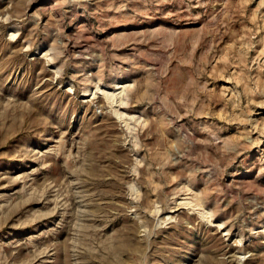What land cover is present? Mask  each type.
Here are the masks:
<instances>
[{"label": "rangeland", "instance_id": "obj_1", "mask_svg": "<svg viewBox=\"0 0 264 264\" xmlns=\"http://www.w3.org/2000/svg\"><path fill=\"white\" fill-rule=\"evenodd\" d=\"M0 264H264V0H0Z\"/></svg>", "mask_w": 264, "mask_h": 264}, {"label": "bare ground", "instance_id": "obj_2", "mask_svg": "<svg viewBox=\"0 0 264 264\" xmlns=\"http://www.w3.org/2000/svg\"><path fill=\"white\" fill-rule=\"evenodd\" d=\"M70 90V89H69ZM107 95H108V93H107ZM109 96V95H108ZM112 96V95H111Z\"/></svg>", "mask_w": 264, "mask_h": 264}]
</instances>
